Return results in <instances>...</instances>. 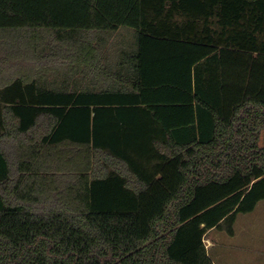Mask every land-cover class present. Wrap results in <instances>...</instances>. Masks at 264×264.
<instances>
[{"label":"trees","instance_id":"trees-1","mask_svg":"<svg viewBox=\"0 0 264 264\" xmlns=\"http://www.w3.org/2000/svg\"><path fill=\"white\" fill-rule=\"evenodd\" d=\"M263 129L264 0H0V264H214Z\"/></svg>","mask_w":264,"mask_h":264},{"label":"crops","instance_id":"crops-1","mask_svg":"<svg viewBox=\"0 0 264 264\" xmlns=\"http://www.w3.org/2000/svg\"><path fill=\"white\" fill-rule=\"evenodd\" d=\"M216 27L217 25L213 23L212 28ZM128 34L130 39L125 38V36H119L121 38L116 40L112 39L107 42L108 48L106 50V55L103 58V64L107 68V72H110V74L118 72L124 73L128 70L133 71L131 68L134 66L129 65L132 59L122 54L123 50H130L134 43L133 35L129 32ZM101 77H103V75H100L98 79H101ZM263 130L260 132V139ZM183 138L182 134L179 137L177 135L176 141H182ZM263 204L264 201L260 202L256 209L251 213L239 214L234 224V234L232 235L228 234L227 231L218 228H213L208 231L205 239L208 242L209 246L207 249L214 264L213 250L217 248L218 245L222 244V242H225L226 245L232 249L241 248L243 254L247 257L246 260H264V232L260 234L258 231L259 225L264 224V216L259 215L257 212L259 206Z\"/></svg>","mask_w":264,"mask_h":264},{"label":"rangeland","instance_id":"rangeland-1","mask_svg":"<svg viewBox=\"0 0 264 264\" xmlns=\"http://www.w3.org/2000/svg\"><path fill=\"white\" fill-rule=\"evenodd\" d=\"M128 32L131 34L133 31L129 28H123L122 30L119 31L118 35L120 34L121 37L125 36V38L130 39ZM50 81L53 82V79H50L49 82ZM259 145L261 147H264V130L262 133V137L259 140ZM257 212L259 215L264 216V204L259 206ZM258 231L260 232V234L264 232V224L259 225ZM205 244L208 248L209 245L206 239H205ZM213 258H214L215 264H264L263 259H259L258 261L257 260L251 261L249 259L246 260L247 257L245 254H243V251L241 250V248L232 249L228 245H226L225 242H222V244L218 245L217 248L213 250Z\"/></svg>","mask_w":264,"mask_h":264}]
</instances>
